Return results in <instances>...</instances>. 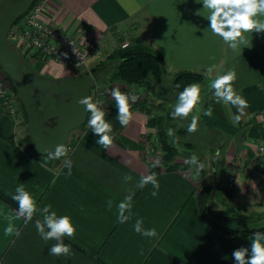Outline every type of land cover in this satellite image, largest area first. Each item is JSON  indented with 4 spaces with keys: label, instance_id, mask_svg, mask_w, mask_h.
<instances>
[{
    "label": "crops",
    "instance_id": "obj_1",
    "mask_svg": "<svg viewBox=\"0 0 264 264\" xmlns=\"http://www.w3.org/2000/svg\"><path fill=\"white\" fill-rule=\"evenodd\" d=\"M202 8L203 4L197 0H45L43 17L76 36L87 37L89 54L86 63L79 67L54 60L26 59L33 70L53 80L90 67L94 78H107L113 62L105 56L116 46L118 34L128 32L130 39H141L147 46L161 50L168 79L181 68L202 70L199 84L203 108L211 107L213 112L211 116L201 112L198 125L222 135L218 142L222 160L218 162L223 173L229 160L235 157L241 163L247 160L261 132L264 32H253L249 37L252 47L233 51L208 30L210 22L197 14ZM96 63L100 65L94 73ZM210 65L216 68L208 78L204 73ZM228 71L237 75L234 89L245 101L242 111L217 102L214 90L209 88L211 79ZM32 93L41 111L42 94L36 90ZM104 107L115 136L111 149L97 144L99 137L82 124L68 133L74 137L68 156L50 160L48 153H39L32 144L21 140L22 115L16 117L0 104V264H235L232 253L241 247L250 250L253 235L236 240L204 217L196 199V185L206 183L203 180L207 177L206 170L193 179L192 165L186 162L188 154L177 155L184 162L176 167H153L151 155L145 154L143 135L154 128L148 123L144 103L140 100L133 103L134 119L128 127L120 125L113 98ZM236 116H240L239 121ZM184 144L191 146L187 141ZM65 159L73 162L71 175L67 174ZM260 161L264 163V158ZM151 172L157 174L160 183L156 197L150 194L151 185L136 188L141 175ZM126 175H131L132 181L126 183ZM239 182L230 193L220 186L218 191L222 190L225 200L252 210V205L246 206L247 201L242 199L260 192L263 195L264 186L256 179L240 178ZM20 184L36 198L39 208L51 205V211L71 217L77 232L75 238L65 237L64 242L71 246L73 256L49 254L56 241L45 242L38 235L35 220L42 219L39 212L28 224L16 218L18 204L11 194ZM130 192L135 193L133 216L127 223H120L116 206ZM7 217H12V226L19 230V236L4 234L9 223ZM140 218L144 228L157 230L156 238H146L134 231L133 225Z\"/></svg>",
    "mask_w": 264,
    "mask_h": 264
},
{
    "label": "clouds",
    "instance_id": "obj_2",
    "mask_svg": "<svg viewBox=\"0 0 264 264\" xmlns=\"http://www.w3.org/2000/svg\"><path fill=\"white\" fill-rule=\"evenodd\" d=\"M197 3L203 4V8L198 10L197 14L204 16L210 22L208 30L213 36L220 38L233 51L252 47L249 37H252L253 32H264V0H197ZM77 67H79V64ZM215 68V65L208 66L204 75L211 78ZM236 79L235 71H228L211 79L209 88L214 90L217 102L222 101L225 105L236 106L238 110L242 111L245 107V101L234 89ZM111 96L115 100V106L118 109L117 119L120 125L128 127L134 119L132 105L140 97L123 92L119 87L112 89ZM79 104L86 106V110L90 114L87 124L92 129V132L99 137L96 143L104 149H111L115 142L113 126L106 119V114L100 106V102H93L91 97L86 96L80 99ZM203 104L204 98L201 85H187L179 92L177 103L173 107L171 116L173 119L179 120H187L191 117L187 131L195 133L198 131V121L201 112L205 116H211L213 112L211 107L204 109ZM235 119L239 121L240 116H236ZM141 131L143 134V129ZM167 135L173 137V130L169 129ZM173 142L174 144L176 143V141ZM68 154L69 148L64 144H59L54 151L48 153V157L50 160H60L62 157H67ZM186 162L194 166L192 178L199 177L205 165L198 160L195 154ZM64 166L68 169L67 174L71 175L72 160L65 159ZM159 166L162 165L160 159L157 158L153 161V167ZM132 179L131 175L124 177L126 183L132 181ZM237 183L241 184L239 179ZM148 185L153 188L150 193L151 196H158L160 183L155 172L141 175L136 182V188L138 189H143ZM253 187L255 188V185ZM134 194V192H130L116 206L117 219L120 223H127L132 219ZM11 195L12 199L18 204V209L16 210L17 219L22 218L24 223L28 224L33 221L34 216L38 212L42 216V219L35 220V227L42 240L45 242L56 241L49 248L50 255L65 258L74 255L71 246L64 242L65 237L75 238L77 232V228L70 216L58 215L56 211H51V205L39 208L36 198L25 189L23 184L18 185L15 193ZM108 208L109 210L112 208L111 200L108 201ZM7 219L9 223L4 229V234L19 236V230L14 229L12 226V217H7ZM143 223L142 218L137 219L133 225L134 231L146 238H156L158 236L157 230L155 228L146 229ZM250 240V250L247 247H241L232 253L235 264H264V233L255 232L250 237Z\"/></svg>",
    "mask_w": 264,
    "mask_h": 264
},
{
    "label": "built area",
    "instance_id": "obj_3",
    "mask_svg": "<svg viewBox=\"0 0 264 264\" xmlns=\"http://www.w3.org/2000/svg\"><path fill=\"white\" fill-rule=\"evenodd\" d=\"M45 0H32L30 5L22 12L10 25L7 31V38L19 53L26 58H38L45 61L54 60L58 63L72 67L82 66L86 63L89 54V41L85 36H76L67 30L59 28L50 20L43 17V8ZM128 39L123 38L117 42L119 46L128 44ZM119 87L121 91L130 95H137L140 101L144 103L146 115H151L159 111L156 106L158 96L152 90L132 82H125L112 78H94L93 84L90 86V97L93 102L99 101L103 111L105 110V102L112 98L111 91L113 88ZM0 104L2 108L16 116L22 115L19 99L16 96L9 76L0 66ZM262 115V125L260 135L252 148L250 156L243 163L235 157L231 161V165L227 168L226 184L235 188L237 180L244 178L256 179L261 186H264V163L258 158L264 154V108L260 111ZM90 114L86 113L84 122L86 127L87 119ZM73 136H67L65 146L72 148ZM145 145V154H150L153 160L158 157L155 152L161 151V140L152 132L143 135Z\"/></svg>",
    "mask_w": 264,
    "mask_h": 264
},
{
    "label": "trees",
    "instance_id": "obj_4",
    "mask_svg": "<svg viewBox=\"0 0 264 264\" xmlns=\"http://www.w3.org/2000/svg\"><path fill=\"white\" fill-rule=\"evenodd\" d=\"M20 58L22 61L29 64L28 60L22 53H20ZM105 58L106 60L109 59L113 62L108 70L107 78L140 84L152 90L158 96L156 106L159 111L148 117V123L154 128L152 133H154L162 142L161 151L155 152V156L160 159L161 165L165 168L176 167L177 165H180V162L183 164V160L181 161L177 159L179 148L177 143L174 144V142L168 137L167 127L180 132H186V128L183 126H174L171 116L173 109L168 107V98L162 94L161 90H159L156 86V83L160 82L167 73L164 56L161 50L157 47L151 48L147 46L143 41H141V39L131 38L125 46H119L118 43H116V46H114L113 49L106 54ZM99 65L100 63H96L94 65V73L99 68ZM34 72L42 76L35 69ZM202 75V70L189 68H181L171 73L170 87L173 89L174 95L178 96L179 92L182 91L184 87L194 84L201 78ZM23 78L28 85L29 80H27L24 76ZM68 94V92L62 93V96L65 97ZM16 96L19 99L17 93ZM19 102L22 111L21 120L24 124V131L21 140L30 146L31 139L27 129V116L20 99ZM187 142H189L192 146L191 141ZM220 144L223 145L222 142H220ZM216 152L217 151L214 152V156ZM190 157L191 156L188 154V158L186 157L187 160H189ZM258 158H264V154L259 155ZM213 160L216 159L213 157ZM209 166L210 169H215L216 174L218 173L219 162L216 163L213 161L212 163L211 161ZM212 181L213 178H211L208 182L201 184L196 191V199L200 209L202 210V214L212 226L219 228L236 240H240L245 234L253 235L255 232L264 231V222L261 224H245L244 222L246 219H248L252 214L241 211L240 208L232 202H225V208L222 211L215 210L213 215L211 212L206 211L205 207L208 203L209 195L211 194ZM217 183L218 181L216 179V188H218ZM223 189L225 193L232 192L231 187H224Z\"/></svg>",
    "mask_w": 264,
    "mask_h": 264
},
{
    "label": "water",
    "instance_id": "obj_5",
    "mask_svg": "<svg viewBox=\"0 0 264 264\" xmlns=\"http://www.w3.org/2000/svg\"><path fill=\"white\" fill-rule=\"evenodd\" d=\"M6 2L4 8L0 6V66L9 76L23 104L33 148L39 153H49L57 145L65 144L69 131L84 122L87 110L79 101L83 97H90V86L94 82L93 67L60 80L38 76L28 63L21 60L19 51L7 38L10 25L32 0ZM23 76L42 94L39 98L43 105L41 111ZM66 92L68 96L59 99V94ZM214 174L213 170L212 191L215 185Z\"/></svg>",
    "mask_w": 264,
    "mask_h": 264
},
{
    "label": "rangeland",
    "instance_id": "obj_6",
    "mask_svg": "<svg viewBox=\"0 0 264 264\" xmlns=\"http://www.w3.org/2000/svg\"><path fill=\"white\" fill-rule=\"evenodd\" d=\"M130 37H131L130 33L120 32L118 34V36L116 37V41L119 42L123 38H127L128 40H130ZM29 58H31V57H29ZM31 59H34V58H31ZM109 62H112V61L110 60ZM202 79H203V75L194 84H199V82L202 81ZM28 83H29V87L31 88V90H34L31 83L29 81H28ZM156 86L159 90H161V93L164 94L168 98V107H171L173 109V107L177 103V97L178 96L174 95V91L170 87V79H168L167 76H165L160 82L156 83ZM67 96H65V97H67ZM62 97H64V96H62ZM190 120H191V117H189L187 120L173 119L174 126L178 127V126L182 125L186 128V132H180L178 130L172 129L174 132V136L169 137V138L171 141H176V143H178L179 154H180L179 156H186L187 154L192 156L193 154H195L197 156L198 160L205 165L200 176L203 174V171L206 170L205 173H207L206 174L207 177H206V179L203 178V180L204 181L206 180V182H207V181L211 180V178H213V170L215 171L214 168L210 169L209 165H210L211 161H212V163H213V161L218 163V161H220V159H221L222 149L220 150L221 146L218 145V142L223 137H222V135H220V133H217V132L214 133V131L205 129L204 127L199 126V125H198V131L197 132L189 133L187 131V127H188V124L190 123ZM174 126H173V128H174ZM179 138H181L182 140ZM186 141H191L192 146L185 145L184 142H186ZM216 150H219V152L217 154H215V156H216L215 157L213 154ZM213 157L216 160H213ZM179 158L182 159V157H179ZM229 161L224 166L225 175H224V172L220 173L219 168H218V173L216 174V172H215V174H214L215 183H216V179L218 181V183H217L218 188H216L214 185L213 191L211 189V195H209L210 198L208 199V203L206 204V207H205V210L208 212H211L212 215L214 214L213 213L214 211H211V210L215 209V210L222 211L226 206L225 202H229L228 200L224 199L223 195H221L222 190L218 191V189H221L220 187H223V188L229 187L226 184L227 168L229 167V165H231V162H229ZM184 166H186V164ZM191 170H192V172L194 171V166H192ZM218 184H220V185H218ZM200 185H201V183L200 184L198 183L196 185L197 189ZM263 193H264V190H263ZM256 196H249V197L242 199V201H245V200L247 201L245 203L246 206L252 205V207H250V208H252V210L249 209V207L248 208L243 207L242 204L234 203V205H236L237 207H240L241 211H243L245 213L252 214V215H250V217L248 219H246V221L244 222L245 224H261L264 222V194L262 195V192H260V193L256 194Z\"/></svg>",
    "mask_w": 264,
    "mask_h": 264
},
{
    "label": "flooded vegetation",
    "instance_id": "obj_7",
    "mask_svg": "<svg viewBox=\"0 0 264 264\" xmlns=\"http://www.w3.org/2000/svg\"><path fill=\"white\" fill-rule=\"evenodd\" d=\"M7 0H0V6L2 7V8H4L5 6H6V2ZM15 1H19V0H15ZM29 65V64H28ZM30 66V65H29ZM31 67V66H30ZM34 71V70H33ZM35 73V72H34ZM37 74V73H36ZM38 75V74H37ZM38 76H40V75H38ZM32 85V84H31ZM28 86H29V84H28ZM32 87H33V89L34 90H32V91H35L36 89L34 88V86L32 85ZM31 89V88H30ZM37 91V90H36ZM64 97H62L60 94H59V99H63Z\"/></svg>",
    "mask_w": 264,
    "mask_h": 264
}]
</instances>
